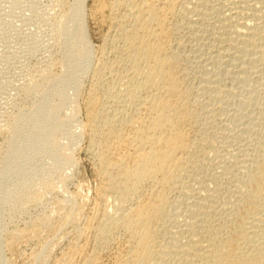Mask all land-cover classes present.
<instances>
[{
  "label": "bare ground",
  "instance_id": "6f19581e",
  "mask_svg": "<svg viewBox=\"0 0 264 264\" xmlns=\"http://www.w3.org/2000/svg\"><path fill=\"white\" fill-rule=\"evenodd\" d=\"M84 1L55 25L70 67L91 50ZM89 1L104 31L78 122L97 180L93 214L80 224L83 201L63 196L60 168L74 166L77 140L56 134L78 109L71 100L62 117L58 90L36 135L58 168L11 191V207L55 199L74 232L51 264H264V0ZM36 221L9 239L38 237Z\"/></svg>",
  "mask_w": 264,
  "mask_h": 264
},
{
  "label": "rangeland",
  "instance_id": "374dc122",
  "mask_svg": "<svg viewBox=\"0 0 264 264\" xmlns=\"http://www.w3.org/2000/svg\"><path fill=\"white\" fill-rule=\"evenodd\" d=\"M74 1L0 0V264H38L36 262L38 260L43 261H40V264L41 262L51 264L52 259L59 257L68 247V242L74 232L71 225L63 224L64 222L60 220L59 213H56V202L53 197H48V200L42 205L29 204L25 209L26 206H24L22 211L17 208L15 210L14 205L11 207L13 204L11 203V191L13 193L20 187L29 185V181L32 179V181L41 180L46 176V171H54V168H58L55 158H52L54 156L44 146L41 136L36 137L40 131V124H43L40 123L44 117L42 114L45 113L43 105L48 97L49 100L53 99V92L57 90L58 94L62 92L63 94L60 95H65L68 98V103H65L61 111L62 117L69 114L72 105L78 109L76 116L78 120L77 118L74 121L69 120L66 123L68 125L65 124L66 126L64 125L60 129L61 131L59 130L60 132L57 134L54 132L57 140L61 143H67L68 138L71 139L70 137L77 140L73 153L75 155L74 166L60 168L64 175L69 176L67 190L63 196L67 198L77 195V200L83 201V205L82 201L78 202L81 203L80 206L82 205L78 214L80 224L93 214L92 206L95 203L97 180L86 152L88 142L85 138L78 137L82 132L81 124L78 125L82 122V102L91 85L92 71L99 62L97 60L100 55L97 50L100 45V36L104 31L91 21L89 16L90 1L85 0L82 13L85 14L83 19L86 27V41L89 44L87 46L91 50H89L87 62L79 61L74 67H70L73 59L70 54L69 60L66 57L68 55L67 36L64 33L58 34L56 30L63 22V13L65 16L68 11L71 12V8L75 4ZM55 25H58L57 29ZM85 64L87 70L84 68ZM89 65H92L93 69ZM30 81L32 82L30 83ZM28 84L33 85L30 90H27ZM46 93L47 97H45ZM14 124H17V129L14 128L11 130L12 133H9L8 126ZM47 128L50 129V126L48 125ZM13 131L17 132L16 137L18 138H16V145H13L15 149L10 151L8 138L13 136L11 134L15 135ZM49 216L52 217L48 219ZM32 220H37V223L39 220V223H43L39 225L38 237L32 238V240L9 239L8 235H11L16 229L24 228V225H29ZM43 247L48 248L46 250L50 253L49 260L47 258L45 260L44 253H41L44 250Z\"/></svg>",
  "mask_w": 264,
  "mask_h": 264
}]
</instances>
